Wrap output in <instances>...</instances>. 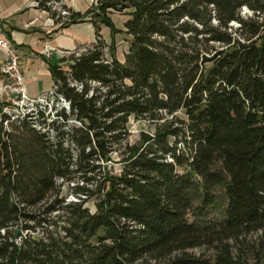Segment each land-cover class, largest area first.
I'll return each mask as SVG.
<instances>
[{"label": "trees", "instance_id": "obj_1", "mask_svg": "<svg viewBox=\"0 0 264 264\" xmlns=\"http://www.w3.org/2000/svg\"><path fill=\"white\" fill-rule=\"evenodd\" d=\"M51 1L96 43L51 67L69 110L0 102V264H264V0Z\"/></svg>", "mask_w": 264, "mask_h": 264}, {"label": "crops", "instance_id": "obj_2", "mask_svg": "<svg viewBox=\"0 0 264 264\" xmlns=\"http://www.w3.org/2000/svg\"><path fill=\"white\" fill-rule=\"evenodd\" d=\"M97 0H62L75 13H86ZM65 19L57 21L48 11L38 6V0H0V38L9 40L20 56L21 70L31 98L46 95L54 80L52 66H61L62 60L76 51L96 43V31L88 19L65 26ZM107 27L102 28V36ZM107 41V40H106ZM6 52L0 47V68ZM0 75V102L8 101L2 93Z\"/></svg>", "mask_w": 264, "mask_h": 264}, {"label": "built area", "instance_id": "obj_3", "mask_svg": "<svg viewBox=\"0 0 264 264\" xmlns=\"http://www.w3.org/2000/svg\"><path fill=\"white\" fill-rule=\"evenodd\" d=\"M48 5H51L54 10L60 12L62 16L70 15L68 11L62 9V2L56 3L51 1ZM0 47L6 52V59L0 68V75L2 76L3 83L2 93L8 97V101L4 102V113L9 115H24L34 110L36 106L46 108L51 107L54 103H61V109H70V104L56 93V87L54 85L48 94L38 98H31L26 89L22 74L21 59L14 45L2 36L0 38Z\"/></svg>", "mask_w": 264, "mask_h": 264}, {"label": "rangeland", "instance_id": "obj_4", "mask_svg": "<svg viewBox=\"0 0 264 264\" xmlns=\"http://www.w3.org/2000/svg\"><path fill=\"white\" fill-rule=\"evenodd\" d=\"M248 12H245L244 14H247ZM112 19L116 25V27L120 30H123L122 33H118L115 36H112L111 30L107 28L103 34L106 35V40L108 44L113 46L115 50V54L119 60H124L125 54L128 52L130 47V36L127 35L124 30V24L128 19V16L124 13H114L112 15ZM237 26V24H235ZM46 117L49 119H52L57 111H60L62 108L61 103L52 104L51 107H46ZM72 124H76L75 121H72ZM129 130H130V138L129 142L135 143L139 140L140 135L142 132H147L150 134H154L155 127L149 122L146 121H139L135 118H131V121L129 123ZM116 161L118 160V157L115 156ZM110 169L114 171L115 173H119L121 166L119 164L112 165L110 164ZM63 193L65 196H67L68 201H76L75 196L70 192L68 187H65L63 189ZM91 210L94 209L93 204L90 202L87 205ZM250 240L254 243L256 252H260V254L264 257V234H257L250 237ZM252 243V244H253ZM195 253L199 254L200 251H196ZM207 254H210V251H206Z\"/></svg>", "mask_w": 264, "mask_h": 264}, {"label": "water", "instance_id": "obj_5", "mask_svg": "<svg viewBox=\"0 0 264 264\" xmlns=\"http://www.w3.org/2000/svg\"><path fill=\"white\" fill-rule=\"evenodd\" d=\"M19 233H20V231L18 230V231L16 232V236L19 235Z\"/></svg>", "mask_w": 264, "mask_h": 264}]
</instances>
